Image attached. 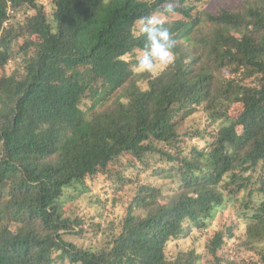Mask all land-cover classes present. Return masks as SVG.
Returning a JSON list of instances; mask_svg holds the SVG:
<instances>
[{"label":"trees","instance_id":"1","mask_svg":"<svg viewBox=\"0 0 264 264\" xmlns=\"http://www.w3.org/2000/svg\"><path fill=\"white\" fill-rule=\"evenodd\" d=\"M11 10L25 12L10 22ZM154 12L181 16L166 20L175 60L143 87L128 55L143 52L133 28ZM237 101L242 111L213 129L186 125ZM196 137L206 144L187 143ZM263 163L264 0L212 11L190 0H0V264H237L231 218L205 252L169 244L210 231L243 192V244H259L264 264ZM126 170L161 180L136 185L109 232L67 208L89 178L133 180Z\"/></svg>","mask_w":264,"mask_h":264},{"label":"rangeland","instance_id":"2","mask_svg":"<svg viewBox=\"0 0 264 264\" xmlns=\"http://www.w3.org/2000/svg\"><path fill=\"white\" fill-rule=\"evenodd\" d=\"M228 1L230 0H190V3L195 4L200 10L212 11L217 5L226 4ZM24 12V10L17 13L13 11L9 21H17V19L22 17ZM13 14H15V16H13ZM160 14L163 15L165 20L177 19L181 17L176 12ZM19 42L20 44H23L24 40H19ZM17 48H20L19 44ZM142 54L143 52H138L136 55H128V59H139ZM15 65L16 63L13 61V66ZM166 67L157 68L154 73H148L138 70L137 64H134L139 83L143 87L146 86L145 81L147 80V74H149L148 76L157 75ZM242 109L243 104L237 101L233 104L220 107L212 115L200 110L190 117L186 125L192 126L193 128L199 127L202 129L208 127L213 129L215 125H220L226 120L236 117L242 111ZM185 139L188 140L189 138ZM189 142H191V144L195 143L201 146L206 144V140L198 139L197 137L191 138L190 141H187L188 144ZM156 163L161 165L165 164L160 159H158V162H154V164ZM115 167L116 166L113 165L112 170H115ZM262 170L264 171V163L261 167V171ZM125 174L133 180H118L117 176L114 175L113 177L109 171H105V173L99 174L93 178H89V186L86 189L80 187L78 191L76 190L67 194V199H64L67 204V208H73L76 214L82 217L84 226L87 227L91 222L95 221L101 223V227L108 231V227L112 226L115 222H118L123 212L126 210L125 207L127 200L130 197L129 193L135 189L136 185L141 184L142 182L158 183L160 182L159 180H161L157 176H154L150 170L141 171L140 174L135 170H126ZM138 175L140 176V179L137 178ZM166 188L169 190V185H167ZM167 189L165 191H168ZM245 194L246 193L243 192L239 196V200L230 202L228 207L217 215L215 222L212 223L213 227L210 231H206L204 229L198 231L194 230V232H192L193 235L189 238L175 239L171 241L169 244V253L174 254L178 250L190 249L205 252L206 244L212 233V230L229 224V219L231 218L234 221H238L240 225L234 230V236L232 238L229 236L226 237L227 256L231 260H236L237 264H248V262H257L258 264H263V255L261 253V249H258L257 247L259 244H253L250 246L246 245L245 243L243 244V242L246 240L245 231L248 221L243 215H241L240 212L242 209L240 207L242 206L241 200ZM104 235V233H100L98 237L99 241H96V239L94 240L95 243L97 242V245L98 242L100 244L104 242ZM262 244L264 245V242ZM203 264H206L205 261H203Z\"/></svg>","mask_w":264,"mask_h":264},{"label":"clouds","instance_id":"3","mask_svg":"<svg viewBox=\"0 0 264 264\" xmlns=\"http://www.w3.org/2000/svg\"><path fill=\"white\" fill-rule=\"evenodd\" d=\"M169 11H171L170 8ZM133 31L144 37L143 54L137 61L138 70L154 73L157 68L174 63L173 49L177 42L166 26V20L162 14L154 12L139 18L135 22Z\"/></svg>","mask_w":264,"mask_h":264},{"label":"built area","instance_id":"4","mask_svg":"<svg viewBox=\"0 0 264 264\" xmlns=\"http://www.w3.org/2000/svg\"><path fill=\"white\" fill-rule=\"evenodd\" d=\"M8 24V22H5V25H7Z\"/></svg>","mask_w":264,"mask_h":264}]
</instances>
